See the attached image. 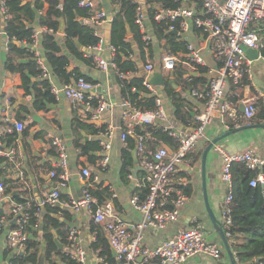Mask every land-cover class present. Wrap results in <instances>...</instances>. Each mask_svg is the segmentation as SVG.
<instances>
[{
  "label": "crops",
  "instance_id": "1",
  "mask_svg": "<svg viewBox=\"0 0 264 264\" xmlns=\"http://www.w3.org/2000/svg\"><path fill=\"white\" fill-rule=\"evenodd\" d=\"M34 1L36 0H24L25 3H32ZM39 1L45 2L46 0ZM89 1L92 3V6L96 11L95 13L103 12L108 17L106 22L97 26L88 24L89 26L94 27L97 36L103 41L102 46L93 53L110 63L114 57V55H112L113 48L110 44L112 28L108 30L104 25H112L113 18L115 17L118 8L112 4V0ZM137 1L140 4L139 8L144 9L146 7L143 0ZM192 5L195 7L197 13H199L200 8L193 3ZM143 23L144 33L149 35L152 39V57L150 58L147 50H145L142 55L136 44L133 42L130 32L129 34L127 32V39L128 42H130L133 51L130 59L136 62L138 68L137 73L130 74L128 77L133 78L138 75H144L145 81L144 69L147 64L153 66V70L148 77H150L154 71L157 72L158 70H161L164 80L166 81L163 86H152L147 82L150 87V89H147L152 95L161 100L166 115V120L159 122L157 126L164 131L171 126L182 132H191L194 128L195 116L203 111L202 102L194 98L191 95V91L203 90L207 85L204 83L205 81L207 82V76L205 73L207 71H216L222 66V64L213 58L205 36L191 28L187 33L180 35V40L185 41L187 45L190 44L195 49L201 51L205 66L199 68L189 65L187 62L188 54L186 50V52L172 54L177 59L176 67L173 71L169 72L163 70L161 58L163 55H170L168 52H164L162 48L166 42L164 40L158 41L155 38L147 15ZM4 27L5 17L0 7V158L4 159V161L0 163V183L6 182L7 185L20 186L14 189L9 195H6L5 199L0 203V219L4 217L5 220L8 221V224H5V227L0 231V264H9V260L15 255L10 252L7 247V232L9 228L13 226L11 210L17 204L38 207L40 209L41 219L46 213V207L56 209L55 217L60 222L64 223L65 228H75L78 230L81 244L87 252L88 264H98L102 259L97 253L91 250V245L96 238V233L92 228H102L103 226L95 224L92 216L84 211L79 213L72 212L69 205L71 201L77 200L81 197L83 189L89 184L87 180L82 178L81 169L85 167L91 173L93 181L92 184H89L90 189L93 188V190H96V186H101V189H107L108 197L101 203L111 202L113 214L117 219L129 227L136 225L142 220L141 214L131 205V198L137 192L135 189V180H127L125 183L120 178L121 153L122 149L126 146V143L121 140L123 124L121 114L123 100L120 96V88L116 72L113 68L103 72L95 68L94 65L88 66L75 59L64 47V32L60 34L57 31L56 38L62 48V53H64L69 59L68 72L75 70L80 71L83 75L94 81L95 89L98 88V91L86 94L89 102L88 106L83 104L74 105L64 97L55 98L51 95L49 90H45V93H48L46 96L41 95V92L38 90V97L36 98L35 90L40 87L42 79L33 78L25 72L26 77L29 79L28 90L30 91V95H26L21 75L18 73H10L5 68L8 49ZM107 32H110L108 39L109 44L106 39ZM82 51H84V53L89 52L84 49H82ZM43 61L45 63L44 58ZM252 61L251 71L253 79L252 81L243 79V82H241V86L236 93V97L240 96L237 100L240 107L244 99L259 92L264 93V63L258 59ZM19 62L25 63L26 61L19 60ZM204 68L206 72L204 74L200 73L201 69ZM181 72H183L184 75L182 78L179 77V73ZM47 74L48 76L43 79L48 80L50 87L63 85L52 74V72L48 70V68ZM170 74H173V84L176 88L168 83L167 79ZM166 84H169L171 90L174 93H178L183 100V107L181 110L183 113H188L190 118H192V121L188 126L182 125L175 119V109L170 98L166 95ZM229 90L230 86L227 88L226 99L233 102L229 99V97L233 98ZM36 100L43 109H34L33 103ZM93 101L97 103V107L101 103H104L107 106L102 114H96L97 107H93L90 104V102ZM76 118L91 125L92 130L106 126L108 130L112 131L113 138L109 141L110 160L109 165L104 172L99 170L98 163L94 162V164H90L87 157L80 155L78 149L74 146V141L80 140L82 144H85L93 141L108 143V140L102 133L97 135L92 134L91 129H79L76 132ZM93 121H96L97 124H93ZM227 121H229L227 118L221 117L213 119V122L206 128L205 137L199 141L191 154L193 164L191 163L189 167H183L182 170L176 172V177H184L187 180L185 184H191L192 193L188 196L186 204L181 209L180 217L176 223L169 225L163 230L146 229L144 231V245L149 249H152L162 241L171 238L178 230L190 229L196 224H199L202 227V231L205 234L207 241L211 244L218 245L222 249V254L217 260L207 256H195L184 264H230L217 229L214 227L206 211L204 190L201 182V158L209 143L228 131L247 126L246 123L240 119L238 121L241 122L236 124L233 129H229ZM16 122L23 124V131L18 132L13 129V124ZM249 124L250 128L247 130L238 131L222 139L214 145L206 156L205 193L211 213L221 227L223 226L224 200L228 193V188L221 181L223 159L215 148H221L230 155H238L248 150H253L260 156L264 157V124H258L256 122H250ZM12 135H15L14 142L7 144L5 138ZM129 136L133 137V133ZM53 137L60 140L68 154L67 171L69 180L64 189H59V202L55 207H49L43 206V201L48 194L58 187L57 181L50 177V172L57 169L56 165L58 163L57 154L53 150L51 144ZM141 140L142 138L139 137L137 142L139 143ZM139 148L142 147L138 146L137 149L131 152L133 168L130 172L133 173L135 177L138 174L137 166L139 160ZM11 150L13 151V155L10 154L8 156V153ZM170 150L172 152L174 151L172 149ZM102 154L103 153L100 152L97 155L100 157L103 156ZM183 170L186 171L187 175H180ZM21 174L22 178L20 177ZM17 198L19 201L24 202L19 203ZM39 231L40 232L38 233L40 236L41 230ZM53 234L55 233L53 232ZM37 241L40 249L41 245L44 243L39 238ZM63 252L68 255V247L63 246ZM114 259L118 264V259ZM54 261L56 264H66L59 257H55Z\"/></svg>",
  "mask_w": 264,
  "mask_h": 264
},
{
  "label": "built area",
  "instance_id": "2",
  "mask_svg": "<svg viewBox=\"0 0 264 264\" xmlns=\"http://www.w3.org/2000/svg\"><path fill=\"white\" fill-rule=\"evenodd\" d=\"M179 3L174 9H165L160 6L156 8L154 21H169V32L183 35L192 27L200 30L205 36L208 48L213 58L220 62L222 66L216 71H207V85L203 90H192L191 95L202 102L203 111L194 118V128L191 132H182L173 127L167 128L168 136L174 141L175 149L173 156L160 148L153 154L152 159L145 156L142 148L138 149L137 176L129 173L128 180H135L136 193L131 198L132 207L141 214L142 220L129 227L122 223L113 214L111 202L100 203L93 197L89 189V184L85 186L79 199L70 202V209L74 213L84 211L90 214L95 224L102 225L106 231L110 246L117 253V259L122 264H184L195 256H207L214 260L220 258L222 249L207 241L202 227L196 224L190 229H180L171 238L162 241L156 247L149 249L144 245L143 233L146 229L163 230L178 221L181 209L188 200V196L179 188L186 183L184 177H176V172L183 167H189L192 163L191 154L199 141L205 137L206 128L216 117L227 118L230 121L243 120L246 125L257 115L258 107L264 104V93H256L242 101L244 111H240L239 102H231L226 99L227 88L232 83L234 86L241 84L243 79L252 81L251 71L252 60H249L242 47L251 48L259 52L258 60L264 63L261 51L264 49V0H169ZM195 4L200 8L197 13ZM81 7L92 6L89 0H82ZM1 11L4 15V0H0ZM137 8L135 24L144 35L142 40L146 45L152 42L151 37L144 33V23L146 8ZM41 15V12L38 13ZM108 17L103 12L94 13L82 24H92L97 26L106 22ZM178 22V27L174 23ZM178 29V30H177ZM177 30V31H176ZM52 34L53 30L47 27L38 28L32 35V40L28 46L32 59L42 70V78H46L47 68L43 61V51L41 49L42 34ZM102 39L98 44L86 53L95 68L106 72L108 69L115 70L113 58L110 63L101 59L93 52L102 46ZM187 62L189 65L204 67V60L201 51L192 45H187ZM114 49H112V55ZM113 57V56H112ZM177 59L171 55H163L161 58L162 68L165 71H173L176 67ZM153 66H145L144 85L147 84V77L152 72ZM95 88V85L78 79L74 84L62 86H51L49 92L55 98L64 97L74 105H89L88 97L84 90ZM237 96V94L235 95ZM91 103V102H90ZM106 105L101 103L96 109V114L100 115L106 109ZM122 134L121 140L133 133L135 127L157 126L159 122L166 120V115L160 99L156 98L155 108L152 111H140L131 106L128 102H122ZM11 129V128H10ZM13 129L18 132L23 131L24 126L20 122L13 124ZM107 142H100L101 153L98 161V168L104 172L109 165V141L113 138L111 130L104 133ZM53 150L57 154L58 163L56 170L50 172V177L56 179L58 187L48 194L43 206L55 207L59 202L60 190L67 186L68 176V154L56 137L51 142ZM223 159L221 171V181L227 186L228 193L224 200L223 226L225 238H230L231 220L229 217L228 204L231 201L232 176L231 166L233 163H241L250 170H258L255 179L250 182L251 187L264 183V157L256 151L248 150L238 155H230L221 148H215ZM12 154L11 150L8 156ZM11 155V156H12ZM83 179L89 181L90 171L83 167L81 169ZM22 178V174L20 175ZM135 177V178H134ZM95 180V178H94ZM146 189L143 198L140 197L141 189ZM5 186L0 183V203L5 199ZM95 207V209H94ZM30 206L17 204L11 210L13 226L7 232V247L14 254H25L26 242L30 239L27 233ZM35 217L40 218V209L37 207ZM8 224L5 218L0 219V231ZM41 221L35 226V230H40ZM67 247L69 249V259L75 264H88L87 252L83 248L79 232L75 228H68Z\"/></svg>",
  "mask_w": 264,
  "mask_h": 264
},
{
  "label": "trees",
  "instance_id": "3",
  "mask_svg": "<svg viewBox=\"0 0 264 264\" xmlns=\"http://www.w3.org/2000/svg\"><path fill=\"white\" fill-rule=\"evenodd\" d=\"M143 1L146 7L149 6L146 8V15L151 23L155 38L158 41L164 40L166 42L162 47L163 51L168 52L171 56L178 52H186L187 44L185 41L180 40V34L175 35L173 32L168 31L169 21H154V14L158 6L174 10L179 6V3L169 0ZM81 2L82 0H46L45 2L36 0L32 3H25L24 0H4V33L7 38L8 49L5 68L10 73L21 75L26 95H30V91L28 90L29 79L26 77L25 72L33 78L42 79L40 87L35 90L36 98L38 97V90L41 95L46 96L48 93H45V90H49L50 87L48 80L42 78V70L32 59L28 46L23 45L24 43L29 45L34 31L41 27L53 30L52 34H42L40 39L46 68L63 85L74 84L78 79H84L86 82L95 85L94 81L78 70L68 72L69 59L62 53V48L56 38L59 19H62L64 21L63 41L66 50L85 65H93L91 59L86 57V53L82 49L88 50L96 46L100 38L97 36L94 27L84 25L82 22L96 11L93 6L81 7ZM112 4L118 8V11L112 21L110 44L114 49L113 63L116 67L115 72L121 99L140 111H152L155 108L156 97L144 86V75H138L133 78L128 77L130 74L137 73L138 68L136 62L130 59L133 51L127 39L126 26L129 27L132 40L141 54L143 55L145 50H147L150 58L152 57L151 43L146 45L143 42L142 38L144 35L135 24L136 10L140 4L137 0H112ZM39 12H41V15L38 14ZM174 24L178 27V22ZM192 29L200 32L195 27H192ZM261 55L264 58V49L261 51ZM19 60H25L26 62L20 63ZM205 72V68L200 71L202 74ZM182 76H184L183 72L179 73V77L182 78ZM204 83L205 85L207 84L206 81ZM240 86H234L230 83L229 92L233 98L229 97V99L233 102L240 97H234ZM165 91L175 109V119L182 125L188 126L192 118H190L188 113L182 112L183 100L178 93H174L171 90L169 84H166ZM90 104L93 107H97V103L94 101ZM33 107L36 110L43 109L37 100L34 101ZM238 112L240 113L239 110ZM239 122L241 121L233 122L229 120L227 121V126L229 129H233ZM250 122L264 124V104L259 105L257 115ZM79 129H91L94 135L104 134L107 131L106 126L92 130L91 125L76 118L75 131L77 132ZM139 137L142 140L138 143L137 139ZM5 140L7 144H11L15 140V135L7 136ZM74 142V146L78 149L80 155L87 157L90 164L98 163L101 158V156L97 155L101 152V146L98 141L85 144H82L80 140H75ZM125 143L126 146L121 153L120 168V178L125 183L133 168L131 152L137 149L138 146L143 148L148 159H152L153 154L162 145H166L172 150L175 149V143L168 136V132L158 126L151 125H137L133 131V137L128 135ZM2 161L4 159L0 158V163ZM261 171L264 175V168ZM182 174H186V171L183 170L180 175ZM257 174L258 170H250L241 163H233L231 166L232 198L228 204L231 226L228 242L236 264H264V183L256 184L255 187L250 186V182L256 178ZM92 181V178H90L89 184H92ZM3 184L6 186L5 195H9L14 189L20 187L19 185H7L6 182H3ZM179 188L187 196L192 193V187L189 183L183 184ZM88 191L98 200V204L108 197L107 189H101V186H96V190L89 187ZM146 191L144 188L141 189V198L144 197ZM17 201L19 203L24 202L19 201L18 198ZM36 209L37 207L31 206L30 210L27 211L29 213L27 233L30 234L31 238L26 242L25 254L13 255L9 260V264H36L39 250L38 238L46 246L45 259L47 264H56L54 261L55 257H59L66 264H75L63 250L58 251L54 242L53 232L58 237L59 242L64 247H67L68 228H65L64 223L55 217L56 209L46 207V213L42 216V219L34 216ZM39 220H41L40 236L38 233L40 231L34 229L35 224ZM92 230L95 231L96 238L91 245V250L102 259L98 264H117L111 254L110 243L104 227H93ZM258 259L259 261H257Z\"/></svg>",
  "mask_w": 264,
  "mask_h": 264
},
{
  "label": "water",
  "instance_id": "4",
  "mask_svg": "<svg viewBox=\"0 0 264 264\" xmlns=\"http://www.w3.org/2000/svg\"><path fill=\"white\" fill-rule=\"evenodd\" d=\"M104 26H106L108 30H110L112 28L111 24H107V25H104ZM126 29H127L128 34H129V32H130L129 27L126 26ZM58 32L60 34H62L64 32V21L62 19H59ZM174 34H176V33H174ZM109 36H110V32H107L106 39H107V43L108 44H109V41H108ZM242 50H243L245 56L247 58H249L250 60H257L258 57H259V52L257 50H254V49H251V48H247V47H242ZM167 80H168L169 84H171L173 87L176 88V86L173 84V74H170L169 78ZM147 82H148L149 85H152V86H163L166 81L164 80V77L162 75L161 70H158L157 72L154 71V73L150 77L147 78ZM95 91H98V88L97 89L93 88V89H90V90H84V93L88 94V93H93ZM240 111L243 113V111H244V106L243 105H241ZM92 123L93 124H97L96 121H93ZM248 128H250V125L239 127L237 129H233L231 131L226 132L225 134H223L222 136H220L218 138L213 139L209 143V145L207 146L205 151L203 152L202 158H201V182H202V187H203V190H204L205 208H206V211H207V213H208V215H209L214 227L217 229V232H218L219 237H220V239L222 241L225 253H226V255L229 258L230 264H236V260L234 259L232 251H231V249H230V247L228 245V241H227V239L224 236V232L222 230V227L219 226V224L217 223L216 219L213 217V215L211 213V210H210V208L208 206V201H207V197H206V193H205L206 192V188H205V162H206V156H207L208 152L214 147V145H216L222 139H224V138H226V137H228V136H230V135H232V134H234V133H236L238 131L240 132V131L247 130ZM161 148L164 149L168 153L169 156H173V152L166 145H162ZM53 236H54V242L57 245L58 250L62 251L63 250V245L59 243V241H58V239H57L55 234H53ZM110 250H111V254H112L113 258H117V253L115 252V250L112 247L110 248ZM19 255H23V254L19 253ZM45 256H46V246L43 244V245H41V247L39 249V252L37 254L36 264H45L46 263ZM257 261H259V259ZM118 264H122V263L119 262Z\"/></svg>",
  "mask_w": 264,
  "mask_h": 264
}]
</instances>
